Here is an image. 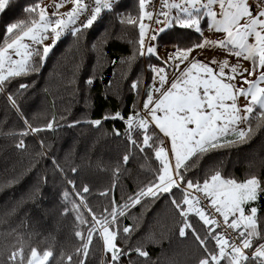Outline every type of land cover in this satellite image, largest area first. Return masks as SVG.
I'll list each match as a JSON object with an SVG mask.
<instances>
[{
	"label": "trees",
	"instance_id": "1",
	"mask_svg": "<svg viewBox=\"0 0 264 264\" xmlns=\"http://www.w3.org/2000/svg\"><path fill=\"white\" fill-rule=\"evenodd\" d=\"M48 1L13 0L0 15V43L6 25L33 16L38 19L39 9L33 14L25 9L36 4L40 8ZM175 11L171 10L170 19ZM140 15L138 0H120L114 10L104 9L93 26L77 36L64 31L43 61L33 58L42 65L39 71L15 78L8 87L15 92L21 83L30 85L19 98L22 116L8 107L7 92L0 95V264H12L9 257L13 252L23 249L28 256L32 248L41 253L52 250L50 264H67V256L82 243L75 232L87 234V225L77 216L91 220L88 208L97 216L107 215L105 209L114 207L113 197L124 205L142 181L155 175L159 161L151 153L144 158L137 150L127 165L120 163L121 175L113 186V169L122 161L127 145L123 136L113 134L114 128L125 131L124 121L111 117L119 111L126 119L133 110L142 108L154 76L150 69L161 65L153 54L145 59L139 54ZM130 18L136 22L129 23ZM207 29L205 21L202 33L178 26L167 29L157 39V47H192L204 41ZM37 47L42 55L43 46L33 49ZM137 80L138 95L130 88ZM25 119L32 127L44 130L31 133ZM96 119L102 124L94 128L88 121ZM258 120L252 117L245 124L246 129L255 130L247 143L204 155L187 178L202 181L205 174L218 168L223 176L238 181L252 175L264 180V127L257 128ZM50 121H55V131L45 128ZM74 121L80 123L67 126ZM25 131L29 134L21 136ZM20 140L26 145L24 149L16 147ZM74 167L75 174L71 171ZM69 180L75 181V190ZM84 185L91 189L83 193L88 208L81 207L78 212L76 191ZM104 192L108 194L102 195ZM168 199L167 194L155 202L148 199L118 215L117 244L125 250L140 246L148 252V258L135 252L123 256L119 264H197L202 252L190 236L179 237L180 217ZM252 206L259 209L258 215L264 220V194ZM127 226H134V230L125 238L122 229ZM112 228L115 230L116 225ZM86 264H110V253L103 251L102 241L94 239Z\"/></svg>",
	"mask_w": 264,
	"mask_h": 264
},
{
	"label": "snow or ice",
	"instance_id": "2",
	"mask_svg": "<svg viewBox=\"0 0 264 264\" xmlns=\"http://www.w3.org/2000/svg\"><path fill=\"white\" fill-rule=\"evenodd\" d=\"M12 3L13 0H0V15ZM71 3L74 6L59 19L46 17V10L36 4L26 8L25 12L33 14L39 9L38 19L33 16L31 20L6 25L3 42L0 43V95L7 92L8 107L21 116L19 98L30 85L21 83L15 92H10L11 82L30 72H38L42 65H38L34 57L43 61L65 30L77 36L81 30L93 26L102 8L114 10L118 0H71ZM138 3L141 10V56L145 50L149 54H157L154 45L148 44L145 49V37L148 35L142 22L145 17L161 25L160 34L176 26L202 33V21H205L209 30L223 34V37L204 40L185 49L177 47L164 61L166 65H173V70L178 73L175 78L170 81L164 67H152L150 70L155 75L151 87L146 89L142 108L133 110L126 119L119 111L111 117L124 121L125 131L121 133L114 128L113 134L123 136L127 145L122 161H118L113 169V186L121 175L120 163L127 165L137 150L144 158H148L149 153L153 154L160 166L152 178L141 182L124 205L117 204L113 197L114 207L105 209L107 215L97 216L88 208L83 196V193L91 191L87 185L76 191L80 198V203L75 205L77 211L81 207L88 208L91 220L77 216L81 224L87 225V234L75 232L82 243L74 254L67 256V264H86L94 239L102 241L103 251L110 253V264H119L121 257L130 256L133 252L138 257L148 258V252L140 246L125 250L117 244L120 232L117 217L125 215L127 207L134 208L148 199L155 202L165 194L180 217L179 237L186 239L190 236L202 252L197 264H264V220L258 215L259 209L252 206V202L264 194V180L252 175L238 181L223 176L218 168L205 174L202 181L187 178L204 155L247 143L255 130L245 129L242 125L250 123L252 117H259L257 128L264 127V0H181L180 3L159 0L160 10L157 12L146 10L152 0H138ZM62 6V3L55 5L56 8ZM165 8L169 10L165 11ZM173 9L176 11L170 19ZM57 15L59 13H52V16ZM159 16L164 20L161 21ZM78 21L77 27L69 28L77 25ZM128 22L136 21L130 18ZM49 30L52 44L44 45L41 55L40 48L33 49L32 45L43 44L49 38L46 35ZM158 38L156 30H153L149 39ZM209 47L224 50L238 60L249 61L251 67L241 71L238 64H230L226 59H212L205 63L191 57L193 50ZM182 64L185 67L181 68ZM139 85L137 80L130 86L137 95ZM239 98L246 101L243 106L237 103ZM24 123L31 133L44 130L32 127L26 119ZM79 123L74 121L67 126L75 127ZM88 123L96 128L101 126L102 120ZM54 124L55 121H50L45 128L55 131ZM230 133H235L237 140H224ZM28 134L27 131L20 133L21 136ZM16 147L24 149L26 145L20 140ZM53 164L57 170L63 171L55 160ZM71 171L75 174L77 169L74 167ZM68 183L75 190V181L69 180ZM64 197L67 199V192ZM64 211L67 213L68 209ZM112 225H116L115 230ZM133 230L134 226L124 227L125 238ZM17 257L19 264H50L54 254L52 250L41 253L32 248L30 255L25 256L20 249L9 257L12 264H16Z\"/></svg>",
	"mask_w": 264,
	"mask_h": 264
},
{
	"label": "crops",
	"instance_id": "3",
	"mask_svg": "<svg viewBox=\"0 0 264 264\" xmlns=\"http://www.w3.org/2000/svg\"><path fill=\"white\" fill-rule=\"evenodd\" d=\"M203 39L204 40H218L221 39L222 36L221 34H217L214 33L212 30L207 29L204 33H203ZM163 50L162 52V56L159 57L160 58V62L163 65H160V67H164L166 74L168 76V79L171 81L172 79L175 78V76L178 74L177 72H175L173 70V65L171 63L169 64H165L164 61L168 60L169 55L175 51V49L173 48H161L159 50L158 53H160V51ZM155 56V58H157L156 54H153ZM191 57L194 59H197L199 61L202 62H209L212 59H216V60H228L230 64H238L240 67V70L242 71L244 68H249L250 63L249 61H244L242 58H239V60L233 56V55H229L227 52L221 51V49L216 48V47H209L203 50L200 49H195L191 52ZM185 67L184 64L181 65V68ZM155 75V73H154ZM238 103V101H237ZM239 104V103H238ZM242 127H245V125H242ZM232 138H237L235 133H230L227 137L224 138V140H228V139H232Z\"/></svg>",
	"mask_w": 264,
	"mask_h": 264
},
{
	"label": "rangeland",
	"instance_id": "4",
	"mask_svg": "<svg viewBox=\"0 0 264 264\" xmlns=\"http://www.w3.org/2000/svg\"><path fill=\"white\" fill-rule=\"evenodd\" d=\"M50 2H55L56 3V5L57 4H63V6L62 7H60V8H51L50 7ZM74 5L73 4H71L70 5V1L69 0H49L44 6H42V7H40V9H45L46 11H45V15H46V17H48V18H50V19H52V20H54V19H59V18H61V15L62 14H64V13H67L68 11H70L71 10V8L73 7ZM68 8V9H67ZM54 12H56V13H59L60 15H57V16H52V13H54ZM65 19L67 18L66 16L64 17ZM143 22V21H142ZM213 32H214V30H212ZM215 33V32H214ZM46 35H48V39H46L45 41H43V44H41L42 46H44V45H51L52 44V38H51V32H50V30H49V33H47ZM221 36L223 37V34H221ZM26 42H28V41H26ZM32 47L34 48L35 47V45H32ZM166 48V47H165ZM169 48H171V47H169ZM161 48L160 47H156V49H155V51H156V56H157V58H156V60H158L159 62H160V58L159 57H161L163 54H162V52H163V50H161L160 51V53H158L159 52V50H160ZM163 49V48H162ZM174 49V48H173ZM221 51H224V50H221ZM224 52H226V51H224ZM163 57V56H162ZM14 58H16V59H19L18 57H14ZM250 63V62H249ZM160 64H161V62H160ZM162 65V64H161ZM163 66V65H162ZM154 68H156V69H159V68H161L160 66L158 67H156V66H153ZM251 67V63H250V66H249V68ZM152 68V67H151ZM153 72V71H152ZM246 101L243 99V98H239L238 99V103H239V105H241V106H243L244 105V103H245Z\"/></svg>",
	"mask_w": 264,
	"mask_h": 264
},
{
	"label": "built area",
	"instance_id": "5",
	"mask_svg": "<svg viewBox=\"0 0 264 264\" xmlns=\"http://www.w3.org/2000/svg\"><path fill=\"white\" fill-rule=\"evenodd\" d=\"M69 1H70V5H71L72 4L71 3V0H69ZM118 1H120V0H118ZM172 2L180 3L181 0H169V3H172ZM55 5H56L55 2H50V7L51 8H55ZM146 10L147 11H153V12L159 11L160 10L159 0H152V3L149 4V5H147V9ZM164 10L165 11H168L169 9L165 8ZM158 18L161 21L164 20V17L163 16H159ZM143 23L146 26L145 27V31H146V33H148V35L145 37V49H146V47H147L148 44L154 45L155 48H156L157 47V40H150L149 37L152 34V31L153 30H156L157 35L159 37L160 36V33H159L158 30L161 27V25H156L153 20H149L146 17L143 19ZM78 25H79V21L77 22V25H70L69 28H71V27H77ZM65 33L68 34V33H70V31L69 30H65ZM148 54L149 53H147V51L145 50L144 55H142V58L145 59V57H147Z\"/></svg>",
	"mask_w": 264,
	"mask_h": 264
},
{
	"label": "water",
	"instance_id": "6",
	"mask_svg": "<svg viewBox=\"0 0 264 264\" xmlns=\"http://www.w3.org/2000/svg\"><path fill=\"white\" fill-rule=\"evenodd\" d=\"M103 11H104V9L102 8V9H101V12H103Z\"/></svg>",
	"mask_w": 264,
	"mask_h": 264
}]
</instances>
